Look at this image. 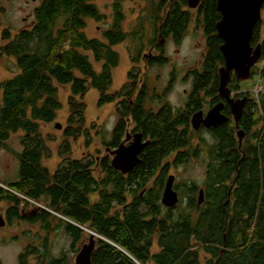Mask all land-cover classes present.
<instances>
[{"label": "trees", "instance_id": "obj_1", "mask_svg": "<svg viewBox=\"0 0 264 264\" xmlns=\"http://www.w3.org/2000/svg\"><path fill=\"white\" fill-rule=\"evenodd\" d=\"M215 1L201 0L197 8L204 16L207 53L202 58L201 72L193 74L192 86L194 94L209 90V95L221 100L216 88L217 67L223 57L218 47L220 39L215 35L219 18ZM121 2L113 0L110 25L100 38H88L82 30L86 17L103 18L93 0H40L28 28L13 34L6 28L1 31L0 54L13 57L18 71L0 80V148L8 149L6 139L20 130L22 150L15 153L18 178L1 182L0 201L6 203L7 223H35L40 232L35 233L36 243L29 240L18 253L17 264H69L67 252L61 250L57 256L51 253L48 234L61 229L72 248L84 228L98 235L94 237L90 264H264V118L259 115L260 111L264 113L263 97L260 108L251 102L254 113L243 114L239 123L244 132L253 128L251 142L238 144L233 126L227 122L213 130L217 139L208 150L202 201L196 203L194 183L182 182L179 191L187 194V201L180 210L176 204L165 207L160 203L166 158L185 143L182 129L176 131L181 124L175 121L160 125L153 122L154 129L149 130L150 139L140 162L127 173L113 169L106 155L99 157L97 164L95 158L65 156L69 153L65 144L63 160L57 168L50 170L42 163L38 122H49L55 117L61 105L57 85L69 87L68 122H82V97L88 87L98 93L97 106L116 100L119 111L121 106L124 108L122 118L132 113L141 124L155 119L147 117L139 104L132 106L131 111L125 107L130 89L107 93L111 70L118 63L113 46L127 36L121 29ZM185 5V0H149L147 12L153 23H166V29L177 37L189 15L182 10ZM60 19L62 22L56 25ZM250 44H259L260 58L264 59V19L255 23ZM141 49L140 40L135 52L138 54ZM87 51L99 64L98 70L88 59ZM252 73L264 76V63ZM236 83L238 80L231 74L227 86ZM140 99L138 95L137 100ZM76 114L79 116L74 118ZM122 125L120 119L119 133ZM73 132L76 130H64L65 135ZM119 133L114 142L107 144L115 146ZM184 158L181 152L173 157L175 162ZM96 167L98 171L94 173ZM156 173L159 176L152 180ZM151 180L153 186L147 189ZM30 200L41 206L27 210L33 205ZM85 234L88 237L89 233Z\"/></svg>", "mask_w": 264, "mask_h": 264}, {"label": "rangeland", "instance_id": "obj_2", "mask_svg": "<svg viewBox=\"0 0 264 264\" xmlns=\"http://www.w3.org/2000/svg\"><path fill=\"white\" fill-rule=\"evenodd\" d=\"M40 0H0V34L3 29H7L9 34L18 32L21 29L28 28L33 21L34 8L39 4ZM113 0H93L97 10L102 14L103 18L94 20L93 18L86 17L85 28L83 32L86 37L100 38V33L103 29L109 27L111 22V4ZM149 0H122L121 10L123 13V21L121 22V29L127 33L125 39L113 46V49L118 54V63L111 70V84L108 90H113L119 87L121 82H124L125 71L130 65V56L134 55L135 49L138 47L139 42L144 43V50L146 49V39L152 34L153 21L147 12ZM162 13H159L161 15ZM260 18L264 19V7L260 9ZM62 20L56 21V25H60ZM140 36V39L138 38ZM165 47L166 52L173 60L176 75L182 72L188 65L196 66L199 63V51L204 50V39L200 25H195L191 22L188 26L187 35L182 44H174L171 41L161 42ZM0 44L3 40L0 38ZM88 59L92 62L95 70L99 69V64L94 63L90 52H86ZM184 57V60L183 58ZM187 63V64H186ZM264 59L259 58L256 69L263 66ZM184 69V70H185ZM18 71L13 57L0 54V80L8 78ZM171 71V66L168 65L163 68H153L148 71V77L151 80L156 74H159V85H162L168 78ZM233 73V72H232ZM179 80L181 81V75ZM189 81L186 79L180 83L173 80V84L168 93V99L178 105H181L184 98V89L188 88ZM239 87L248 92L254 102L257 101V107L260 108V99L262 101V111H264V76H259L256 73L250 75L245 80H239ZM259 86L256 93L255 88ZM232 86V85H231ZM69 94L68 85H57V98L61 105L56 110L55 117L49 122H38V133L40 142L43 147L42 163L50 170L57 168L63 158L62 152L63 145L68 147V152L65 156L76 159H93L96 156L99 158L105 154L103 150V142L111 139V128L114 119V105L113 103H105L97 106V91L93 87H88L82 97L84 102V112L82 113L81 123L68 122L69 115L67 108V97ZM258 110V109H257ZM260 110H258L259 112ZM259 115L264 118V113L261 111ZM259 115L256 113V118ZM79 114L74 115L77 118ZM75 122V121H73ZM59 127H56L55 124ZM78 125V126H77ZM257 126L259 124L257 123ZM76 130L72 135H65L64 130ZM235 133L237 129H234ZM253 128L250 129V133ZM22 132L19 130L11 133L5 141L8 149L0 148V186L1 182H10L18 178V160L15 155L16 152L22 150L20 138ZM248 138L250 134L246 135ZM242 133L241 141L245 142L247 137ZM196 143L191 145L193 150L196 147L194 155H190L187 160L179 163H172V157L166 164L164 170L163 181L167 174L174 176L173 187L178 191V199L176 205L180 210L185 208L184 204L187 201V194L180 189L182 182L194 183L196 190L194 196H197V188H202L206 178V166L208 163V150L213 144L211 137L203 130L197 131L194 134ZM192 141V143H193ZM251 141V139H250ZM248 141V142H250ZM64 142V143H63ZM96 167L95 172L97 173ZM156 173L155 177H158ZM152 180L147 184V189L151 188ZM193 196V195H191ZM193 196V197H194ZM194 197V198H195ZM31 201V200H30ZM26 209H32L36 206V202H32ZM6 203L0 201V217L3 222L0 225V264H17L18 253L22 250L29 240L34 243L38 241L35 233L39 232L38 224H29L22 221L12 220L7 223L4 219V209ZM174 208V210H178ZM85 232H88L84 228ZM82 234L80 240L70 247V240L61 229H55L48 234L50 251L54 256L63 250L67 252V260L69 264H74V256L78 252L81 244L87 241V234ZM40 233V232H39ZM156 249L155 246L152 248Z\"/></svg>", "mask_w": 264, "mask_h": 264}, {"label": "flooded vegetation", "instance_id": "obj_3", "mask_svg": "<svg viewBox=\"0 0 264 264\" xmlns=\"http://www.w3.org/2000/svg\"><path fill=\"white\" fill-rule=\"evenodd\" d=\"M200 1L198 2V4L196 6H193V7H190L186 1V5L182 7V10L187 11L189 15L187 16V21H186V24L184 25V28H183L184 30L177 37L175 35V32L171 31L170 29H166V27H165L166 23L165 24H163V22L153 23V26L151 27L152 28V31H151L152 35L146 39L147 40L146 41V49L144 50V43L141 42L142 43L141 51L138 54L136 52H134V55L130 56V65L126 70H124L125 71L124 82H121L119 84V87H117L113 90H107V93H113V92H119L121 90V88H123V89L125 88L126 89L125 91L130 89L131 94H130L129 98H127L125 96V98H127L126 99L127 102L125 104V107L131 111L132 106L139 104L141 106V110H144V112L146 113L145 115L147 117L152 116L155 118L154 120H151V121H145L142 124L140 123V121H138L137 119H135L131 116L132 115L131 112H130L131 115L128 114L122 118L121 111L124 110V108L121 106V110L119 111L120 105L118 104V102H116V100L106 102V103H113V105L115 107L114 108V119H113V121H115V122H113L112 128L110 130L111 131V139L107 142L102 143L104 145L103 150L105 153L103 155H106L109 164H110V159L112 157L110 152L112 150H114L115 148H117L120 144L127 145L128 143H130L132 141V138L134 136L138 135V136H140V140H142V141L147 140V142H148L150 139L149 138L150 137L149 130L154 129V127L152 125L154 121L157 122L158 125L165 123L166 121H175L176 123L181 124V125L176 126V131H178L179 129H182L181 131L184 135L185 143H184L183 148H180L179 151L173 152L172 154H170L166 158L167 160H169L170 157H172V163H179V162H175L173 159L174 155L178 152L185 154V158L183 161L187 160L190 155L195 154L196 147L193 150L190 147L192 144L196 143V141H193V140H194V134H196L197 131H201V130L205 131L211 137V139L214 141L217 139V136L214 134L213 130L216 128V126L223 124L225 122L230 124V126H233V129H232L233 135H234L235 139L237 140L238 144L246 143V142L250 141V139L253 138L254 135H253L252 131H251V133L250 132H244L239 123H241V120L243 119V114L249 116V115H252L254 113L253 109H251V102L252 101L254 102V99L251 98V95L248 92L242 90L241 87H239L238 83L235 84L236 86H234V85H232L231 87L227 86L228 90H229V97L234 101V103L236 101H238L239 99L243 100L240 116L238 117L237 122H234V118H233L232 111H231V105L224 98H222L218 95L221 98V100L220 99H214L211 95H209L207 93V92H209V90H207V92L203 91V90L198 91L197 94L193 93V86H192L193 74H195L197 72H201L200 65L202 62V58L207 53V37H206V35L203 31V27H202V23L204 22V16H203L202 11L197 10V8L199 9L198 6H199ZM219 18H220V13H219ZM191 22H193L195 25H200V27H201L203 39H204V50L202 49V51L201 50L199 51L200 58H199V63L196 66H194L193 64L188 65V67L186 69L184 68L185 70L183 69L182 72H178L176 75L175 66H173L174 62H173V60H171L169 54L166 52L165 47H163L161 42L168 40L174 44L175 43L176 44H179V43L182 44L186 35H187L188 26ZM83 28H85V27H83ZM83 28H82V30H83ZM215 35H216V30H215ZM100 37H101V33H100ZM152 39H154V41L151 43ZM221 43H222V40L220 39V43L218 44V47L220 46ZM255 45H251V46L254 47ZM219 51H220V49H219ZM220 53H221V51H220ZM221 56H222V53H221ZM182 58L184 60V57H182ZM258 62H259V60L254 65H252V67H251L252 69L250 68V72H252V70L254 68H256V65ZM222 64H223V62H222ZM222 64H220L217 67V77H218V68ZM168 65L171 66V71L169 73L168 78L164 81V83L162 85L158 84V81L160 79L159 74H156V76H154L151 80L149 79L148 71L150 69H153V68H155V69L159 68L160 69V68L166 67ZM232 72L233 71H231L230 75L234 74ZM180 75H181V81L179 80ZM186 79L189 81L188 82L189 85H188V88L184 89V98L182 100L181 105H178V104L171 102L168 99V93H170V89H171V86L173 84V80H175L176 83H180ZM110 84H111V82H110ZM216 91H217V88H216ZM121 93H123V92H121ZM217 94H218V91H217ZM138 95H141L140 100H137ZM97 97H98V93H97ZM218 102H221L220 113L223 114L227 118L226 121L218 123V124L210 126V127H204L202 125H199L197 128H193L191 126V117H192L193 113H195L197 111H201L202 116H204L205 113L208 111V109L211 108L214 104H216ZM101 105H103V104H101ZM98 106H100V105H98ZM117 108H118L119 113H117ZM142 114H143V112H142ZM120 119L123 120L124 125H122L121 132L119 133L118 126H119ZM183 125H185V127ZM234 129H237V131L238 130L241 131V137H242V133L245 134V136L250 134V137L248 138L246 136L247 140L245 142H243V141H241L242 138H240V140L238 139L237 134H236L237 131L235 133ZM118 133H119L118 141H117L118 144L116 143L115 146H110L109 144H107L108 142H114V138L116 137V135ZM192 141H193V143H192ZM144 147L145 146H143L142 149L140 150V152L138 153V158H139L138 163L140 162V156H141V153H142ZM103 155H101V156H103ZM99 160H100V158H98L96 156L95 157L96 164L99 162ZM138 163H136V164H138ZM163 163L164 162H162V164ZM115 170H117V169H115ZM117 171H119V170H117ZM172 186H173V184H172ZM173 189H174V187H173ZM175 191L177 192V195H178V191L177 190H175Z\"/></svg>", "mask_w": 264, "mask_h": 264}, {"label": "water", "instance_id": "obj_4", "mask_svg": "<svg viewBox=\"0 0 264 264\" xmlns=\"http://www.w3.org/2000/svg\"><path fill=\"white\" fill-rule=\"evenodd\" d=\"M190 7L196 6L200 0H186ZM263 0H216L215 7L220 13V18L215 22L216 36L222 40L219 49L222 53L223 64L218 68V95L224 98L230 105L234 118L237 122L240 116L243 100L234 101L229 97L227 82L230 73L233 71L235 78L245 80L250 77V68L260 58V46L256 44L251 46L250 40L255 23L260 19V9ZM59 56V55H58ZM221 102L214 104L202 116L201 111L192 114L191 126L197 128L199 125L210 127L224 122L227 118L220 113ZM56 127L59 125L56 123ZM237 137L240 140L241 131H237ZM147 140H140L136 135L127 145L120 144L112 150L110 165L120 173L128 172L136 163H138V153ZM174 176L167 174L160 194V203L165 207L174 206L178 201L177 192L173 189ZM2 185V184H1ZM202 201V188L197 191L196 203ZM37 206H41L36 203ZM54 212V211H53ZM55 213V212H54ZM56 214V213H55ZM3 222L0 217V225ZM87 230V229H86ZM88 231L87 241L83 242L74 256V264H90V254L94 248V237L98 236L93 231Z\"/></svg>", "mask_w": 264, "mask_h": 264}, {"label": "built area", "instance_id": "obj_5", "mask_svg": "<svg viewBox=\"0 0 264 264\" xmlns=\"http://www.w3.org/2000/svg\"><path fill=\"white\" fill-rule=\"evenodd\" d=\"M259 86H260V85H258V87L255 88V92H256V93H257L258 90H259ZM256 103H257V101H256Z\"/></svg>", "mask_w": 264, "mask_h": 264}, {"label": "bare ground", "instance_id": "obj_6", "mask_svg": "<svg viewBox=\"0 0 264 264\" xmlns=\"http://www.w3.org/2000/svg\"><path fill=\"white\" fill-rule=\"evenodd\" d=\"M147 89V88H146Z\"/></svg>", "mask_w": 264, "mask_h": 264}]
</instances>
